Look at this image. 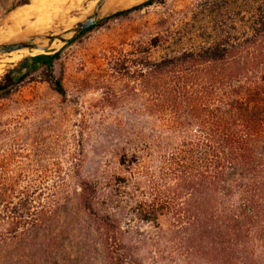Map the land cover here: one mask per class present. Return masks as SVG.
<instances>
[{
	"label": "trees",
	"instance_id": "trees-1",
	"mask_svg": "<svg viewBox=\"0 0 264 264\" xmlns=\"http://www.w3.org/2000/svg\"><path fill=\"white\" fill-rule=\"evenodd\" d=\"M189 12L202 44L157 60L148 52L108 60L115 78L139 87L145 117L130 133L133 149L119 156L127 178L115 179L117 193L82 179L68 191L1 180L0 264H143L140 241L125 240L132 219L161 233L164 219L170 241L206 264H264V0H201ZM58 54L18 68L42 65L64 96L52 74ZM18 68L0 91L24 78ZM122 198L127 208L117 205Z\"/></svg>",
	"mask_w": 264,
	"mask_h": 264
},
{
	"label": "rangeland",
	"instance_id": "rangeland-1",
	"mask_svg": "<svg viewBox=\"0 0 264 264\" xmlns=\"http://www.w3.org/2000/svg\"><path fill=\"white\" fill-rule=\"evenodd\" d=\"M47 1L0 0V45L65 32L89 15L99 0ZM144 1L107 0L99 22L81 36L67 43L56 41L46 52L26 50L27 54H19L16 60H12L13 52L0 55L2 85L4 76L23 60L59 53L53 61L52 74L64 89V96L58 95L47 81L45 68L38 65L28 72L18 68L21 73L26 72L24 78L9 84L7 92L0 91V181L19 186L62 183L68 191L77 179H82L94 183L100 194L117 193L115 179L127 178L118 165L119 156L133 149L130 133L139 129L145 117L139 87L126 78H115L108 60L119 53L146 52L157 60L164 54L203 43L198 37L199 24L189 12L201 0H163L126 18L104 22L111 14ZM62 4L73 7L66 9L61 22L24 39L13 40L17 34L10 35L3 27L10 16H29L33 20V16L42 17L50 7ZM46 43L45 38L31 42ZM12 75L15 79L20 76ZM132 89H136L134 93L130 92ZM124 201L122 198L116 203L127 208ZM158 223L163 233L136 219L129 224L130 234L125 240L140 241L143 264H206L201 256L195 258L185 243L170 241L164 233L168 228L164 219ZM143 237L150 239L145 241Z\"/></svg>",
	"mask_w": 264,
	"mask_h": 264
},
{
	"label": "water",
	"instance_id": "water-1",
	"mask_svg": "<svg viewBox=\"0 0 264 264\" xmlns=\"http://www.w3.org/2000/svg\"><path fill=\"white\" fill-rule=\"evenodd\" d=\"M106 1L107 0H99L93 7L91 13L84 17L83 20L75 23V25L71 29L62 32L56 36L36 35L26 40L0 45V55L19 50H40L42 52H46L52 47V45L56 41L61 43H67L68 41L75 39L76 37L81 35L85 30L96 25L99 22L101 18V9ZM42 38H45L47 40V43L45 45L31 44V42Z\"/></svg>",
	"mask_w": 264,
	"mask_h": 264
},
{
	"label": "bare ground",
	"instance_id": "bare-ground-1",
	"mask_svg": "<svg viewBox=\"0 0 264 264\" xmlns=\"http://www.w3.org/2000/svg\"><path fill=\"white\" fill-rule=\"evenodd\" d=\"M49 1V0H48ZM47 1V2H48ZM60 1V0H59ZM40 2V1H39ZM71 2V1H70ZM52 3V2H51ZM94 2L91 4L93 5ZM30 4V3H29ZM66 4V3H65ZM56 5V4H55ZM67 5V4H66ZM30 6V5H29ZM73 4H70L68 8H72ZM35 8V7H34ZM65 6L59 5L57 7H50L48 11L44 14L42 17L38 16H33V20H30L29 16L25 17H16V16H10L6 21L5 27L8 31V34L10 33H16L17 37L12 38L14 39H24L30 34L38 33L43 30H46L47 28L51 27L55 23H59L63 20L65 14H66V9H68ZM28 9V8H27ZM33 10V9H32ZM90 10V9H89ZM88 10V11H89ZM45 11V10H43ZM34 12V11H33ZM22 14V13H21ZM20 14V15H21ZM17 15V14H16ZM33 15V14H32ZM41 15V14H39ZM77 22V21H76ZM75 22V23H76ZM4 24V23H3ZM8 25V27H7ZM1 27V26H0ZM71 27V26H70ZM70 29V28H69ZM2 32V31H1ZM6 33V32H5ZM11 35V34H10ZM9 37V36H8ZM11 37V36H10ZM11 39V38H10ZM12 40V41H13ZM40 51V50H37ZM26 53V50H19L13 52L12 55V60H16L19 58V54L23 55ZM27 54V53H26ZM22 61V60H21ZM1 68V67H0ZM1 70V69H0Z\"/></svg>",
	"mask_w": 264,
	"mask_h": 264
}]
</instances>
